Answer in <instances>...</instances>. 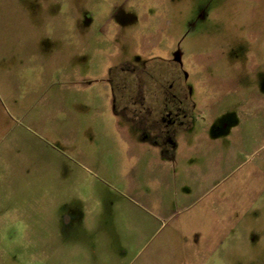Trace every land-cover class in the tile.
<instances>
[{
	"label": "rangeland",
	"instance_id": "1",
	"mask_svg": "<svg viewBox=\"0 0 264 264\" xmlns=\"http://www.w3.org/2000/svg\"><path fill=\"white\" fill-rule=\"evenodd\" d=\"M174 53L140 131L111 71ZM0 264H264V0H0Z\"/></svg>",
	"mask_w": 264,
	"mask_h": 264
},
{
	"label": "flooded vegetation",
	"instance_id": "2",
	"mask_svg": "<svg viewBox=\"0 0 264 264\" xmlns=\"http://www.w3.org/2000/svg\"><path fill=\"white\" fill-rule=\"evenodd\" d=\"M151 62L164 67L163 73L160 72L166 76L164 79L159 75L149 79L150 74L146 67L151 65ZM151 62L144 65L143 70L140 71L132 65L122 64L114 68L111 74L113 77L119 75L120 79L116 89L120 90L123 104L118 110L123 112L125 119L134 128L140 131L149 128L158 136L166 133L169 128L180 125L182 121H186L190 104L186 102L187 90L184 87L186 74L181 70L180 55L174 53L171 61L167 63L160 62L158 59ZM125 72H128V78ZM132 75L139 77L138 103L133 102L134 99L129 92V81ZM161 80L164 81L161 82Z\"/></svg>",
	"mask_w": 264,
	"mask_h": 264
}]
</instances>
